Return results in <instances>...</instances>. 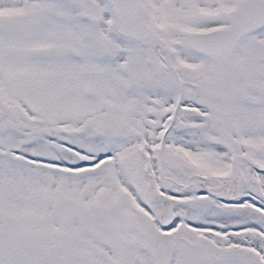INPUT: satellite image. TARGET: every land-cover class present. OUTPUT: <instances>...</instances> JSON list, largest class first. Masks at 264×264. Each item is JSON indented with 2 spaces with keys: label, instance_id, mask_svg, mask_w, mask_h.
I'll return each instance as SVG.
<instances>
[{
  "label": "snow or ice",
  "instance_id": "obj_1",
  "mask_svg": "<svg viewBox=\"0 0 264 264\" xmlns=\"http://www.w3.org/2000/svg\"><path fill=\"white\" fill-rule=\"evenodd\" d=\"M0 264H264V0H0Z\"/></svg>",
  "mask_w": 264,
  "mask_h": 264
}]
</instances>
